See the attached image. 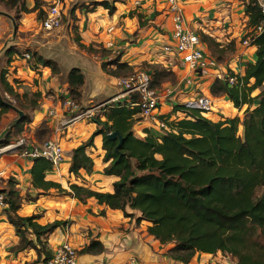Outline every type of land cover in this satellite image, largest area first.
Returning <instances> with one entry per match:
<instances>
[{"label":"trees","instance_id":"16d2710c","mask_svg":"<svg viewBox=\"0 0 264 264\" xmlns=\"http://www.w3.org/2000/svg\"><path fill=\"white\" fill-rule=\"evenodd\" d=\"M241 1L247 17V36L251 35L250 30L259 24L262 16L255 0ZM21 2L0 0V6L18 14L37 12L38 21L43 18L44 2L34 0L31 9ZM90 2L79 9L86 14L101 7L113 14L115 3L120 1ZM75 9L69 11L73 21L77 20ZM199 39L219 65L224 64L234 50L233 42L223 46L205 34ZM74 43L88 54L99 56L103 60L101 69L109 76L121 77L133 72L120 61V55L107 60L110 51L86 47L77 36ZM252 44L256 48L255 62L247 63L241 76L229 69L223 70V77L217 76L209 89L213 96H226L235 109L246 106L242 119L213 121L206 118L201 109L174 105L172 113H179L177 117L171 120L168 116L160 117L166 124L164 133L153 134L145 130L140 139L132 132V119L139 114V109L129 102L118 107L108 106L102 112L106 121L95 118L96 131L72 150L68 171L74 176H78L81 170L92 171L93 160L86 150L93 146V138L101 135L103 162L107 164L103 173L117 178L113 191L103 193L70 185L68 194L81 203L94 199L99 205L121 211L125 218L134 216L129 211L137 213V224L142 221L149 224L146 229L149 236L162 246L172 245L165 255L173 262L190 264L196 254L222 253L235 260V264H264V192L257 195L259 189L264 190V33ZM13 55L20 56L16 49L9 50L5 54L7 63L11 62ZM29 64L38 74L39 67L50 69L51 75L67 85L69 97L77 103L80 101L84 76L79 69L73 68L67 75H60L55 62L43 60L36 54H32ZM146 66L153 90L161 92L165 83L175 82L176 77L170 68L154 62ZM7 74V69L0 72L3 93L21 110L39 109L42 94L39 91L29 95L18 93L16 79L10 82ZM233 75L237 77L236 84L229 86L228 77ZM8 111L9 108L0 102V122ZM29 122L27 115L0 146L9 144L12 136H19ZM114 131L123 138L118 149V141L108 139V134ZM49 134V129L42 125L36 138L43 141ZM31 162V186L39 191L38 195H44L50 189L63 191L60 185L45 179L46 173L52 170L48 161L37 158ZM15 185L9 178L7 189L0 190L7 204V222L19 237L15 249H33L38 258L44 256L42 262L46 264L51 253L45 248V238L66 226L67 222L56 220L40 225L37 223L39 215L19 216L21 199ZM102 250L99 242L91 241L81 253L93 254Z\"/></svg>","mask_w":264,"mask_h":264},{"label":"crops","instance_id":"0c3cea01","mask_svg":"<svg viewBox=\"0 0 264 264\" xmlns=\"http://www.w3.org/2000/svg\"><path fill=\"white\" fill-rule=\"evenodd\" d=\"M21 1L28 9L34 6V0ZM38 1L45 3L42 6L44 11L57 0ZM58 1L63 11L64 3L68 5L69 0ZM178 3L182 9L185 26L194 31L198 37L201 34L209 35L223 46L230 42L234 43V50L228 55L225 63L222 65L217 63L205 78H198L181 63L179 57L161 53V45L170 42L173 28L172 18L166 11L164 0H141V6L138 8L134 7L133 0H122L115 3L116 10L113 14H109L101 7L86 14L76 8L74 15L77 20H70V24L76 26L77 37L82 45L110 51L107 60L120 55V61L126 63L133 71L138 69L147 71L146 65L153 62L172 70L176 80L173 84L165 83L162 91L159 92L163 97L160 101L159 116H168L171 120L179 115L172 113L174 105H190L191 101L203 98L210 102V110L204 112L206 118L213 121H218L215 120L217 118L242 119L246 106L241 110L235 109L226 96H213L209 89L217 76L223 77V70L229 69L241 76L246 64L255 62V46L242 44L249 32L244 3L241 0H178ZM35 13H21L19 28L20 23L30 28L34 24L30 16L34 18ZM64 14L62 12L63 16ZM0 25L4 30L3 33L0 32L1 47L9 35L10 23L5 17L0 16ZM64 26L68 27L70 33L69 24ZM28 28L26 29L29 30ZM38 43L42 47L37 49L39 56L43 60L55 62L60 75L65 76L73 69L63 68L61 60L57 57L44 56L49 44L56 45L59 39H39ZM108 43H111L113 48L108 47ZM20 45L29 46L30 43L23 45L20 42L17 47ZM200 50L207 59L213 58L201 40ZM74 57L77 58L74 68L79 69L84 76V83L80 88L81 98L78 102L81 107L93 106L91 104L94 101L97 102L94 105H98L115 97L118 98V102L112 106L118 107L128 103V97L122 94V90L116 84V79L119 77L109 76L102 71L103 60L99 56L81 50L78 51V55L75 53ZM87 61L95 65L94 72L87 68ZM8 68L13 71L12 76L16 79L15 89L18 93L31 94L39 91L42 94L39 109L31 111L30 122L23 127L21 134L27 133L31 141L42 143L37 140L36 132L45 125L50 134L43 141L53 139L63 143L62 148L67 155V159L57 168L47 172L45 176L47 181L60 185L63 191L50 189L44 195H38L39 191L31 186V161L10 154L0 157V190L7 189L9 178L14 180L21 199L17 211L19 216L39 215L37 223L40 225L56 220L67 222L66 226L56 229L45 238L46 250L52 253L59 244L68 241L78 252L77 264H129L131 261H136L138 264H179L165 255L167 246L160 245L147 234L146 229L149 225L147 222L136 223L137 213L129 211L134 216L125 218L121 211L99 205L94 199L81 203L68 194L70 185L103 193L113 191V183L117 178L103 173L107 164L103 162L101 135L95 136L93 146L86 150V154L93 160L92 171L87 173L81 170L78 176L68 171L72 150L89 139L98 128L97 123L94 121L89 126L85 125V122L61 125L65 119L63 101L70 97L67 85L60 82L57 76L51 75L50 69L39 67L40 74H36L14 55L7 65ZM187 80H191L192 84H187ZM167 90L171 93L165 98L164 94ZM110 93L112 95L107 97ZM162 106L166 110L164 113L161 111ZM49 110H54L55 115L49 116ZM98 119L101 122L106 121L102 114ZM132 120V132L136 138L142 139L145 130L153 134L157 133L139 115L134 116ZM5 209L0 207V264H43L44 256L38 258L33 249L21 251L15 249L19 237L13 226L7 222ZM29 239L33 240V237L29 236ZM91 241L99 242L103 250L93 254L81 253ZM223 256L222 253L196 254L190 264H228L223 260Z\"/></svg>","mask_w":264,"mask_h":264},{"label":"built area","instance_id":"2783aa9c","mask_svg":"<svg viewBox=\"0 0 264 264\" xmlns=\"http://www.w3.org/2000/svg\"><path fill=\"white\" fill-rule=\"evenodd\" d=\"M255 1L262 19L256 27L250 30L251 35H247L244 38L242 44L245 46L252 44L256 37L264 33V0ZM164 2L166 4V11L172 18L173 28L170 35V42L161 45L162 53L179 57L181 63L188 67L198 78L207 77L210 69L216 67V61L213 58L207 59L205 57L200 50L199 37L194 31L185 26L182 9L179 6L178 0H164ZM133 5L135 8L140 7L141 0H133ZM61 20L62 6L57 0L44 10V16L39 21V26L41 30L46 32L57 30L61 27ZM108 47L113 48L111 43H108ZM16 58L24 60L31 70L29 64L31 56L28 52H24L20 56H16ZM7 71V77L11 82L13 80V71H10L9 68ZM236 80L237 77L235 75L229 76V86H234ZM150 83V75L143 69L135 70L131 74L116 79V84L122 90V94L128 97L129 104L139 109L140 112L138 115L149 123L151 129L158 134H162L166 129V124L160 119L161 116L158 115V111L160 101L163 97L159 92L151 88ZM186 83L192 84L191 80H187ZM170 93L167 90L164 94L165 98ZM117 102L118 98L115 97L107 102L84 108L71 98H67L63 101L62 105L65 119L61 125L66 126L74 123L95 121L94 119L97 116L99 117L108 106L115 105ZM185 106H194L204 112L210 110V102L203 98L198 101H191L190 105ZM48 114L49 116H53L55 115V111L49 110ZM63 152V148L58 141L47 139L42 143H35L29 139L27 133L21 134L14 142L0 146V157L10 154L29 161L42 158L50 163L52 169L57 168L63 162ZM0 207L7 208V204L4 203L2 195H0ZM77 254V250L68 241H63L52 251L51 257L47 260L46 264H77ZM129 264L138 263L131 261Z\"/></svg>","mask_w":264,"mask_h":264},{"label":"rangeland","instance_id":"374dc122","mask_svg":"<svg viewBox=\"0 0 264 264\" xmlns=\"http://www.w3.org/2000/svg\"><path fill=\"white\" fill-rule=\"evenodd\" d=\"M61 1H63V0H61ZM119 1H122V0H119ZM86 3L89 4L91 2H90V0H86V1L69 0L68 5L66 3H64L62 12L65 13L64 14L65 16L62 15L61 27L57 30H53V31H49V32L41 30V28L39 26V21L37 20V12L35 13L34 18H33V16H30V18L33 20V23H34L30 28L23 25L22 23H20V28H19L20 14H18V12H16L15 10H8V9L1 6L0 9L7 12L10 15H12L14 17L15 21L17 22L16 41H18V43L21 42L23 45L30 43L29 46H21V45L18 47L13 46V47H10L9 49H11V50L16 49L18 55H21L24 52H28L30 54V56H32V54H36L39 56V52L37 51V49L39 47L42 48L41 45H39V43H38L39 39H50L51 40L53 38H57V39H59V43H57L56 45L49 44L48 51H45L46 55H44V56L45 57L50 56L52 58L57 57L59 60H61V65L65 69L66 68H74V65L77 63V58L74 57V55H75V53L78 55V51H81V49H78L77 45L74 43L75 37L77 36V30H75V27L72 24H70V20H72V19L69 15V11L73 8L85 7ZM67 23L69 24V27H70V33H68V31H69L68 27L66 28L64 26ZM26 28H28L29 30H27ZM3 31L4 30L2 29V27L0 25V32L3 33ZM18 33H19V35H18ZM18 60H21L25 63V61L22 59H18ZM7 65H8L7 59L3 55L0 59V72L4 69L6 70ZM86 65L90 71H93V72L95 71V65L93 64V62L87 61ZM20 94H23V93H20ZM111 95H112V93L107 94V97H109ZM94 103H97V102L94 101ZM94 103L91 105H94ZM23 111L28 116L31 113V111H29V110L28 111L23 110ZM161 111L163 113L166 112L164 106L161 107ZM15 118H17L16 113H14L13 111H8V113L2 117V120L0 122V133ZM96 118L98 119L99 117L97 116ZM215 120H219V119L217 118ZM93 122L94 121H86L84 124L89 126ZM12 132H13V130H11L10 134H12ZM20 136H21V133L19 136H16V135L12 136L10 139V142L16 141ZM59 144L62 146L63 143H59ZM65 159H67V155L63 152V160H65ZM263 192H264L263 189H259L257 192V195L259 196ZM167 247L169 249L172 247V245H168ZM222 255H224V254H222ZM223 258H224L223 260L226 263L228 262V264H235V260H233V259L230 260V257L228 255H224Z\"/></svg>","mask_w":264,"mask_h":264},{"label":"water","instance_id":"95a60500","mask_svg":"<svg viewBox=\"0 0 264 264\" xmlns=\"http://www.w3.org/2000/svg\"><path fill=\"white\" fill-rule=\"evenodd\" d=\"M0 16L5 17L10 23L9 35L6 37V39L2 43V46L0 47V59H1L3 55L5 56V54L9 50H11L9 49L10 47L17 46L20 43L16 41L17 23L14 17L12 15H9L7 12L1 9H0ZM0 102H2V104L7 106L9 108V111H13L17 115V118L12 120L8 124V126L5 127V129L0 133V144H1L6 140V137L10 134L11 130H13V128L17 124H19L27 115L25 114L23 110H21L16 105V103L13 100H11L6 94L3 93L1 85H0ZM108 139L112 141H115V140L118 141L116 149H118L121 146L122 141H123L122 136L116 131L112 132L111 134H108Z\"/></svg>","mask_w":264,"mask_h":264}]
</instances>
